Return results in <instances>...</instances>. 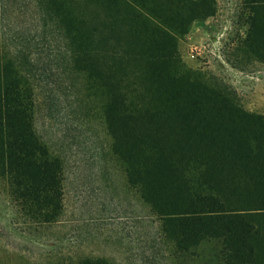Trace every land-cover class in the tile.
<instances>
[{"label": "rangeland", "instance_id": "rangeland-1", "mask_svg": "<svg viewBox=\"0 0 264 264\" xmlns=\"http://www.w3.org/2000/svg\"><path fill=\"white\" fill-rule=\"evenodd\" d=\"M173 1L145 0L140 16L122 0H68L64 26L42 0H0V62L30 90L35 132L63 165V208L48 221L0 171V264H205L212 242L180 251L128 181L120 98L148 123L156 112L178 124L175 104L205 89L263 113L264 6L206 0L209 14L182 32Z\"/></svg>", "mask_w": 264, "mask_h": 264}, {"label": "trees", "instance_id": "trees-1", "mask_svg": "<svg viewBox=\"0 0 264 264\" xmlns=\"http://www.w3.org/2000/svg\"><path fill=\"white\" fill-rule=\"evenodd\" d=\"M42 1L64 26L72 25L68 0ZM116 1L95 0L106 6ZM122 1L135 7L137 15L148 10L145 0ZM252 2L264 6V0ZM171 10V20L183 32L192 19L209 14L210 5L174 0ZM171 95L178 96L175 91ZM202 96L199 101L193 92L183 107L175 104L176 126L152 121L156 112L145 122L143 110L121 96L119 156L126 177L158 216L160 233L180 251L211 241L205 264H264V112H246L220 91L205 89ZM33 106L32 94L10 60L1 61L0 171L19 195L38 201V213L48 221L63 208V165L36 134ZM112 108L109 104L108 118ZM117 146L121 139L114 142Z\"/></svg>", "mask_w": 264, "mask_h": 264}]
</instances>
